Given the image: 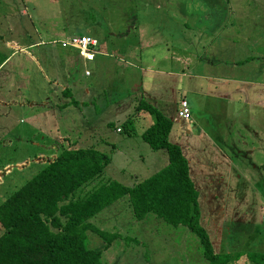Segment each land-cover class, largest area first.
<instances>
[{"label":"rangeland","instance_id":"rangeland-1","mask_svg":"<svg viewBox=\"0 0 264 264\" xmlns=\"http://www.w3.org/2000/svg\"><path fill=\"white\" fill-rule=\"evenodd\" d=\"M209 8L219 10V20L203 21ZM38 11L41 16L35 14L30 28L20 23L23 28L0 32L21 45L38 38L46 43L19 51L0 73V202L59 151L74 145L108 153L111 163L103 177L127 186L166 165L167 150L153 149L141 136L142 127L131 130L138 94L173 119L170 139L181 145L190 162V177L200 193L201 224L215 250L243 251L234 264H254L245 253H264V0H252L244 17L233 16L227 0H41ZM133 17L137 22L129 30ZM65 25L69 31L99 34L114 55L98 56L106 65L97 78H90L95 79L90 96L80 87L90 80L80 50L59 42ZM204 27L219 38L224 57L207 46L204 60L211 63L203 66L196 58L200 44H207V38L201 43L198 38ZM227 36L232 39L227 41ZM148 39L153 45L144 47ZM182 46L194 60L188 62L189 74L169 76L166 72L187 70ZM150 65L166 72L145 71ZM212 73L227 80L213 81ZM200 74L208 76L200 79ZM242 77L257 80L256 90ZM55 78L60 82L51 84ZM71 97L93 104L59 107ZM46 98L49 107L37 108ZM181 99L188 102L189 120L176 115ZM146 116L154 121L149 112ZM118 127L123 132H117ZM92 220L120 233L101 252L102 264H208L193 231L153 212L135 218L129 196ZM104 244L101 235L87 230L89 247Z\"/></svg>","mask_w":264,"mask_h":264},{"label":"trees","instance_id":"trees-1","mask_svg":"<svg viewBox=\"0 0 264 264\" xmlns=\"http://www.w3.org/2000/svg\"><path fill=\"white\" fill-rule=\"evenodd\" d=\"M7 59L0 51V67ZM141 109L154 117L142 133L143 139L153 149H166L168 163L127 186L103 177L111 163L104 151L76 145L59 151L0 202V264H102L101 252L120 233L103 229L92 219L125 196H129L137 219L153 212L170 223L187 226L199 237L208 264H234L244 254L215 250L201 224L200 193L190 177V162L181 145L170 139L172 118L145 99L135 104L134 112ZM88 229L103 237L101 248L87 245ZM245 255L254 264H264V253L249 251Z\"/></svg>","mask_w":264,"mask_h":264},{"label":"crops","instance_id":"crops-1","mask_svg":"<svg viewBox=\"0 0 264 264\" xmlns=\"http://www.w3.org/2000/svg\"><path fill=\"white\" fill-rule=\"evenodd\" d=\"M14 2H15V5H14ZM38 2H41V0H0V29H1L0 32L2 33V30L4 31L7 28H15V29L16 28H23L22 25H26L27 28H30L28 23L30 22V24H33L31 19L32 20L34 19L35 14L37 13V16H41V15H39L41 13L38 11ZM227 2H228L229 11H231V14L233 16H235V17H238V16L239 17H244L246 15V12H249L251 10V7H252V0H227ZM219 13H220L219 10L214 9V8H211V9L209 8V10L207 12L202 14L203 21L204 20H209L211 18H217V20H219V18H220ZM32 14L34 16H32ZM26 18H28V20ZM133 19H134V17H133ZM136 22H137V20L135 18L133 20V22L131 24V28H129V30L132 29V26L133 27L135 26ZM226 27H228V25ZM67 28H69V26L65 25L61 29V31L63 32V36H64V37H62L59 40V42H61V45H62V43H64V41H67L72 36H78V35H88V36L93 37L96 41H98V45L95 47L97 52H96L95 57L92 60L85 59L83 57L81 51H79L77 48H75L73 46L67 45V47H64L66 49L67 48H72L74 50L79 51L80 54H81L82 61H84L85 67H86L85 76L90 79L92 77V75H94L95 78H97V75H99V73L101 71V67L103 65H106L104 63V59L103 58H99L98 56L102 55V57H106L107 59H109V58L113 57L114 55L110 54L109 49H107L106 44L103 43V45H102V41H100V35L99 34H94V36H93L92 34H90V30H87V31H83V30L69 31ZM1 33H0V36H1L0 37V51L2 53L7 54L8 59L1 65L0 73L6 69L7 65L9 64V62L12 61V59L16 56V54L19 51H23L24 49L41 48V47H44V45L46 44V43H44L42 41L41 38H38L34 42L27 43L25 45H21V44L18 43L17 39H14L15 37L10 38V37H7L5 35L2 36ZM181 36L184 39L186 38V36L183 33H182ZM204 37L207 38V44H205V43L204 44H200L201 45V50L198 52V55H197L198 59L196 58V60H199V63L196 61L198 63V65L202 64L203 66L205 64H210L211 63V62H205V60H204L206 58V56H207V54L205 53V48L207 46L213 51L215 56L224 57L222 52H221V50L219 51L220 48H224V47H221L222 44H220V42H218L219 38L216 35H213L212 29L210 30L209 28L204 27L203 29H201L198 32V38H199L200 43L203 41ZM231 39H232L231 37H228L227 41H230ZM183 42H184L185 45H187L186 39ZM148 45H153L151 40L149 41V39H148V42H146L143 46L146 47ZM180 48H181V45H180ZM182 48H183V54L185 55V56H183V65L187 66V70L186 71H185V68H184V70L180 69V71L178 70L176 72L175 71L166 72V71L161 70V69H154L152 67V65L148 66L145 69V71L154 72V73H157V74H161V73L166 72L169 76H179V77L187 76L189 74L188 62L191 63L194 60L191 57H189L187 53H185V52H187L186 51L187 48L185 46H182ZM234 49L235 48L232 47V50H234ZM67 52H68V54L66 53V55H70L72 53L71 50L67 51ZM179 58H181V57H179ZM36 63H37V65L39 67L41 66L42 69H43L42 62L38 58H36ZM181 63H182V60H181ZM230 64H232V66L236 65L235 61H232ZM181 71H184L183 74H182ZM207 76L208 75L203 77L202 74H200L198 77L200 79H206ZM209 76H211L213 81H214V79H217V81H220V80L226 81L227 80V78H221V75L218 74V73H216V74L212 73ZM240 79H242L244 84L249 86L251 91L256 90V87H257V85L259 83L257 80L250 79V78H244V77H242ZM94 80L95 79H90L88 82H83L82 85L80 86L81 88H83V90L87 94V96H90V94H92V91H93L92 87H93ZM57 82L59 83L60 80H58V78H55L54 80H52L51 84L57 83ZM198 85H199L200 88H202V83H198ZM65 86L66 85H63V87H65ZM197 90H200V89H197ZM255 94L256 93H252V95H255ZM137 97H138V94H136V97H135L136 98L135 104L140 99H144V98H137ZM48 100H49V98H46L45 102L44 101L40 102V104L38 102L36 104L37 105L36 107L38 108L39 105H40L39 107H41L43 109H45L46 107H49ZM85 103H87L86 105L93 104L91 99H89L88 101H84V100L79 101L78 99H76L74 97L73 98L71 97L70 100H65L64 102L60 103L59 107L64 108V107L70 106V105H80V104L83 105ZM21 104L25 105L26 102H21ZM135 104H134V106H135ZM177 104L179 105L178 101L176 102V106H175L176 115H177V107H178ZM157 108L159 109V107H157ZM133 110H134V108H133ZM146 113H147L146 110L141 109V110H139L137 112H134L131 115V117H132V119H133V121L135 123L134 126H133V130H137L136 126H138V127L140 126V127L143 128V130L141 132V136H142V133L154 122V121H151L150 117L147 119ZM123 130L124 129L121 128V127L116 128L117 132H123ZM10 135H11V132H8L7 136H10ZM13 135H15L17 137V139H19V140L22 138L21 135L20 136H18L17 134H13ZM102 151H104V150H102ZM1 171H2V169H0V172ZM116 181H118V180H116ZM118 182H120V181H118ZM120 183H122V182H120ZM122 184H124V183H122Z\"/></svg>","mask_w":264,"mask_h":264},{"label":"built area","instance_id":"built-area-1","mask_svg":"<svg viewBox=\"0 0 264 264\" xmlns=\"http://www.w3.org/2000/svg\"><path fill=\"white\" fill-rule=\"evenodd\" d=\"M63 44L70 45L79 49L85 59L92 60L97 52L95 47L98 45V41L88 35H78L72 36L67 41H64ZM177 115L182 118V120L191 119L192 115L190 114L189 105L186 100L181 99L179 101V105L177 107Z\"/></svg>","mask_w":264,"mask_h":264}]
</instances>
